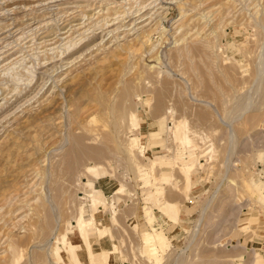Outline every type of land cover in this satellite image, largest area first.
<instances>
[{"label": "rangeland", "instance_id": "obj_1", "mask_svg": "<svg viewBox=\"0 0 264 264\" xmlns=\"http://www.w3.org/2000/svg\"><path fill=\"white\" fill-rule=\"evenodd\" d=\"M79 213L109 264H264V0H0V264H76Z\"/></svg>", "mask_w": 264, "mask_h": 264}, {"label": "bare ground", "instance_id": "obj_2", "mask_svg": "<svg viewBox=\"0 0 264 264\" xmlns=\"http://www.w3.org/2000/svg\"><path fill=\"white\" fill-rule=\"evenodd\" d=\"M192 1V0H191ZM150 29V28H149ZM144 38V39H143ZM142 38V42H145L146 38L143 37ZM189 40V39H188ZM187 40V41H188ZM136 42V41H135ZM126 46V45H125ZM121 48V47H120ZM184 48V47H182ZM190 48V47H189ZM191 48L195 49L196 47H193V45H191ZM113 49V48H112ZM116 49V48H115ZM185 50V49H183ZM196 50V49H195ZM116 51V50H115ZM117 52V51H116ZM189 52V51H188ZM114 50H109L108 54H113ZM177 54V53H176ZM194 54V53H193ZM208 54V53H207ZM192 55V53L190 54ZM196 55V54H195ZM202 55V54H201ZM177 57V56H176ZM186 60V59H184ZM101 66V65H100ZM189 67V66H188ZM209 67V66H208ZM211 67V66H210ZM212 68V67H211ZM190 71V70H189ZM227 72V71H226ZM230 78V77H229ZM216 80V79H215ZM206 82V81H205ZM168 83V82H167ZM136 85V84H135ZM224 85V84H223ZM207 86V85H206ZM164 87V86H163ZM160 88V87H159ZM162 88V87H161ZM160 88V90H156V96H155V103H154V112H158L160 111L163 106H164V97H165V87L164 90H162ZM227 89V88H226ZM143 90V89H142ZM132 85L129 83H126L118 92L117 94V100L116 102L112 105V111L115 112H119L121 113L125 107L124 103L125 100L127 99L128 96L131 95L132 93ZM99 96V95H98ZM103 96V95H102ZM132 96V95H131ZM104 98V97H103ZM71 104V103H70ZM19 106V105H18ZM179 106V105H178ZM70 107V106H69ZM84 107V106H83ZM70 109V108H69ZM72 109V107H71ZM71 111V110H70ZM121 115V114H120ZM202 115V114H201ZM75 116V112L71 111L70 112V117H74ZM120 117V116H119ZM74 119V118H73ZM73 121V120H72ZM114 121V120H113ZM74 124V123H73ZM179 125V124H178ZM175 126V125H174ZM40 128V127H39ZM49 132V131H48ZM72 133V132H71ZM185 134V133H184ZM113 135V134H112ZM34 136V135H33ZM107 136V135H105ZM71 137V136H70ZM186 138V137H185ZM36 139V138H35ZM109 139V136H108ZM17 140V139H16ZM103 140V139H102ZM105 140V139H104ZM185 140V139H184ZM189 140V138H188ZM186 140V141H188ZM83 137L81 135H73L72 134V143H70V147L69 150H67V154H65L64 158L62 159L63 162L65 160V167L63 166V168H65V172H70L72 170V168L74 167L73 164L75 165L76 160L80 159L82 156H85L87 154H91L95 157H102V156H106L107 155V151L104 149V147H100V146H89L84 144L85 142H83ZM185 141V142H186ZM5 142V141H4ZM37 142V141H36ZM107 142V141H106ZM136 142L135 138L131 139V145ZM14 144V142H12ZM96 145V144H95ZM117 149V148H116ZM134 149V148H133ZM137 150V149H136ZM130 151H134L131 150ZM129 151V152H130ZM137 152V151H136ZM133 156V152L130 153ZM127 155V154H126ZM135 158V156H134ZM133 159V158H132ZM131 159V160H132ZM63 165V164H62ZM91 167V166H90ZM157 167V166H156ZM36 171V170H35ZM38 171V170H37ZM73 187V186H72ZM90 196V195H89ZM8 199V197H7ZM90 201L92 204V206L94 207V210L97 211H101L103 210V205L104 203L99 201L97 198H95L93 195H91L90 197ZM9 202V201H8ZM26 202V201H25ZM170 204V203H169ZM167 203V205H169ZM109 207V206H108ZM168 208V206H166ZM174 206L172 205L171 208H173ZM174 209V208H173ZM77 215V214H76ZM95 218H93L92 220H94ZM95 221V220H94ZM93 222L94 224V229L96 231V237L94 238H90L87 235V229H88V225H90V222L86 221V219L84 218V214L79 213L76 217H74L73 220V229L71 230V233L69 234V236L66 237L62 236L60 240V242L67 244V247L69 248L70 251L75 250L74 253V258L76 261V264H83V262L80 259V253L79 252H83L85 251L88 256V261L96 263V264H109V260L112 257V255L116 254L118 251L117 245L115 243H110V247H101L100 242L101 240L103 241H108L109 239L112 237L109 229H107L104 225L103 227H99L96 226V221ZM91 222V225H93ZM45 227V226H44ZM50 227V226H49ZM53 228V227H52ZM47 229V227H46ZM45 229V230H46ZM49 231V230H48ZM74 231L78 232L80 239H71L70 235L72 233H74ZM89 232V231H88ZM46 234V233H45ZM60 234V233H59ZM44 235V234H43ZM48 235V234H47ZM163 243H165V239L160 238V237H156L155 240L153 239H147L146 240V250H148L150 253H154L157 251V249H159L158 246H161ZM59 244V243H58ZM11 245V244H10ZM66 246V245H65ZM98 246V252L95 254L93 251V247ZM68 250V251H69ZM10 251V250H9ZM72 253V252H71ZM157 255V254H156ZM58 256V255H57ZM114 258V256H113ZM73 261V260H72ZM75 264V263H74Z\"/></svg>", "mask_w": 264, "mask_h": 264}]
</instances>
